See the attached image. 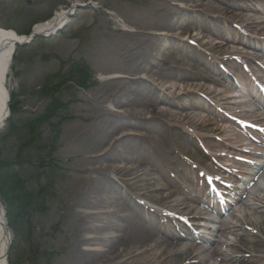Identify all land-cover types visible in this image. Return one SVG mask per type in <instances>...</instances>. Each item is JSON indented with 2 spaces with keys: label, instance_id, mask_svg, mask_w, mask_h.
<instances>
[{
  "label": "rangeland",
  "instance_id": "1",
  "mask_svg": "<svg viewBox=\"0 0 264 264\" xmlns=\"http://www.w3.org/2000/svg\"><path fill=\"white\" fill-rule=\"evenodd\" d=\"M68 1L0 0V26L26 32L33 23L51 16ZM170 15L171 19L167 21L166 16ZM161 31L163 36L159 34ZM165 32H172L173 36L166 37ZM247 42L264 43V0H93L89 7L78 10L73 22L58 36L37 37L30 45L21 47L15 70L9 74V88L21 95L20 100L30 113L28 116L41 115L46 110L48 100L39 91L50 77L51 86L56 90L59 89L56 84H62L58 95L61 94L63 101L59 102L60 109L53 121L55 127L59 125L58 134L49 123L41 128L49 146L54 149L51 158L44 162L52 166L47 165L34 179L36 181L37 178V191L40 187L42 190L26 209H19L20 212H16L15 207L13 209L10 263L77 264L78 240L82 237L87 239L82 246L84 249L94 247L92 243H96L98 235L85 234L79 228L81 219L96 210L82 209L84 206L78 207L77 203L82 196L80 192L92 183L93 178L100 177L97 156L107 151L114 140L110 145L106 142L100 145L103 136L97 133V128L106 122L105 116L114 120L110 108L116 113L119 110L123 112L124 119L132 118L125 112V104L143 110L141 118L132 119L140 123L141 126L136 127L142 129V135L130 137L119 146V153L130 155L134 163L117 161L116 165L121 168L133 166L140 173L153 170L155 179L148 183L149 188L159 186L165 191L154 192L152 204L166 203L165 197L174 190L171 179L178 182L179 177L190 170L188 163L192 161L219 176H211L221 182L217 187L212 184L218 191L221 189L228 193L226 185H242L237 182L240 178L223 175L214 169L212 160L205 154L230 157L236 153L238 159L252 158L234 150V147L239 148L241 138H237L234 126L225 123L221 115L239 111H243L242 114L249 111V116L262 113L251 100L252 93L258 90L248 87V77L244 76L242 69L250 75H263L259 67L264 68V55L243 44ZM131 52L146 61L148 70L134 71L136 67L129 61ZM229 57L241 60V66L233 68L230 64L221 63ZM78 59H82L94 72L93 77L87 80V88L63 82L70 77L67 67ZM58 73L63 78H56ZM155 73L169 76L160 79ZM169 100L175 104L174 107L162 104ZM114 103L119 105L115 107ZM155 106L158 112L154 111ZM120 134L117 133L115 138ZM250 135L253 141L250 144L251 140H247L248 146L254 150L258 146L264 147L258 142L264 138L254 133ZM167 137L169 145L162 144L160 141ZM22 140L16 138L15 146ZM214 141L225 143L212 146ZM236 142L239 146L235 145ZM3 144H8L9 148L4 149V157L12 158L14 142ZM47 156L46 150L41 157ZM256 160L264 161V158ZM23 161L26 159L20 160L21 163ZM219 165L232 169L234 173L252 170L230 159H222ZM34 170L35 166H29L27 172L30 174ZM164 170L173 178L164 177ZM262 171L264 168L260 173ZM248 191H254L264 199V181L260 179ZM182 192H178L174 199L182 197ZM244 200L251 206L239 200L231 206V214L239 213L241 217L248 214L255 219H264L249 196ZM175 204L177 201L167 205L173 207ZM188 205H192L190 211L205 206L202 202H190ZM138 215L131 228L139 237L145 231L156 230L151 218ZM160 216L152 215L153 219L163 222V216ZM114 219L108 217L112 223ZM164 222L170 224L169 220ZM237 236L238 233L236 236L225 234L223 240L232 243ZM161 238H166L165 234H158L152 245ZM187 239L183 240L185 245L193 243L191 238ZM109 246L111 248L103 252L104 256L112 250L140 249L124 240ZM126 259L130 261L132 258L123 260ZM213 263L218 264L219 260L212 259L205 264Z\"/></svg>",
  "mask_w": 264,
  "mask_h": 264
},
{
  "label": "bare ground",
  "instance_id": "2",
  "mask_svg": "<svg viewBox=\"0 0 264 264\" xmlns=\"http://www.w3.org/2000/svg\"><path fill=\"white\" fill-rule=\"evenodd\" d=\"M90 1L91 0L68 1L66 4L58 7L50 18L36 22L34 30L47 35L51 34L50 37H52V35L57 36L59 27L63 26L65 22H67V26H69L71 22H73V18L77 15L79 6L84 4L90 5ZM178 9L181 10V8ZM166 18L167 21H169L171 15L168 17L166 16ZM159 34L163 35L164 33L161 31ZM165 34L166 36H173L172 32H165ZM23 38L25 37H20L18 34L16 35L13 32V29L0 27V125L8 112L6 102L8 99L7 94L10 91L9 74L13 61V51L17 46L16 42ZM245 44L251 43L247 42ZM129 59L130 63L136 67L134 71L139 70L140 72L148 70V64L145 63L146 61L144 59L140 60L139 56L135 57L134 52H131ZM168 76L169 75H158L160 79ZM171 88H173V86ZM162 104L171 107L175 106L172 100H169L168 103L163 102ZM116 105L119 104L116 103L113 106L116 107ZM125 106H127L125 112L128 113V116H132V118L127 117V119H124L123 112L119 110V112L116 113V111L110 108V115L114 117V120H110L108 119V116H105L104 118H106V122H104V126L97 128L98 135L103 136L100 140V145H103L105 142L106 145H110L112 139L114 140L107 151L97 156L96 162L100 164L98 169V172L100 171V177L93 178L92 183L80 192L82 196L78 201L77 206H84L82 209L85 210L96 211H90L81 219L82 225L79 228V231L85 232V234L89 233L98 236L95 238L96 243H92L95 244L94 247L91 248L90 246L86 249L82 247L86 243V238L82 237L78 240L80 251L76 259L77 264H205L212 259H218V264H264V219L256 218V220L248 214L241 217L239 216L241 214L237 213V215L234 216V219L240 222V224H227L224 229L228 233L238 232L239 239L236 242L228 243L221 238L222 233H212L211 236L203 241L204 245L201 246L198 243L185 245L183 240H188L187 238L196 239V235L191 232L190 228L185 223L175 226L173 229L167 227L164 223L157 221L156 218L153 219V212L150 211L152 208L146 206L147 204H141L139 202L141 199L153 203V201H155L153 193L156 191H165V188L159 186L153 189L149 188L148 183L155 179L153 170H147L140 173L139 170L133 166L129 168H121L116 165L117 161H126L125 157L119 153V146L123 145V141H126L135 135H142V129L136 127L141 126L139 125L140 123H138V121H133L132 119L133 117L141 118L143 110H139L138 106H132V104H125ZM157 106L154 107L155 112H158ZM239 113L244 115L241 112ZM93 127L95 126L93 125ZM119 132H121V134L115 138V135ZM168 139L169 137L160 142L162 144L165 142L166 145H169L167 144ZM230 139L231 138H228V140ZM218 144L221 145L224 143L222 141L212 142V146H217ZM258 153H260V158H264V148L258 150ZM130 162L134 163V160H129V163ZM104 163L108 164L104 165ZM263 168V160H259L258 164L253 165V174L250 175L248 180H246L248 181L246 183V191L241 189L235 202L240 200L244 205L251 206L250 203H247V201L244 200L246 196H249L252 199V202H254L256 210H261V213H263L264 216V199L254 191L247 192L250 182H255L254 184L256 186L260 178L264 181V171L260 173ZM164 171L165 172L162 173L164 177H168L169 179L173 178L166 170ZM194 171L198 173L199 167H196ZM191 172L192 171L188 169L179 177L178 182L171 179L170 184L174 190L165 197L166 205L172 201H177L178 204L175 205L176 210L184 215V217L188 216L189 218H193L194 214L193 210L190 211L192 205L188 204L190 202L195 203L200 199L198 194L202 188L201 184L196 182L191 176ZM114 173L117 175L118 180L122 182L123 186L114 178ZM258 174L259 177L257 180L256 175ZM184 176H186L189 183ZM178 192H182V197L174 199V197L178 195ZM115 194H118L119 197H114ZM120 201H123V204L120 203ZM207 203H211L219 211L227 210L226 207H222L221 204H216L210 199H207ZM160 204L163 205L162 202ZM181 205L187 206L182 208ZM105 206H107V208H105ZM155 206H158V204L156 203ZM139 213L141 216L145 215L146 218H151L156 224V230L145 231L141 237H139L131 228V223L137 219ZM3 214L4 209L0 203L1 241L7 240V237L9 236V234H7V236L4 235ZM108 217H115L116 219H114V223L110 222ZM95 222L97 224H95ZM244 225L250 228L246 229ZM126 226L127 229L125 231ZM105 232L109 233V235H106ZM161 233L165 234L168 239L161 238V240L158 241V238L153 246V239ZM12 238L13 235H11V239ZM92 239L94 240V238ZM123 240L128 241L132 247L139 246V251H135V249H131L130 251L129 249L126 250L124 248L121 252L112 250L108 254L104 253L106 256L103 255V252L110 247L109 245L113 246L115 243ZM224 248L227 249L224 250ZM127 254L130 256H127ZM124 257L132 259L130 261L126 259L124 261Z\"/></svg>",
  "mask_w": 264,
  "mask_h": 264
},
{
  "label": "trees",
  "instance_id": "3",
  "mask_svg": "<svg viewBox=\"0 0 264 264\" xmlns=\"http://www.w3.org/2000/svg\"><path fill=\"white\" fill-rule=\"evenodd\" d=\"M17 57L15 56V60H17ZM68 70H70V78L68 80L73 81L80 87H87L86 83L92 77V72L83 61L74 62ZM51 80L52 78L50 77L43 86L42 93L40 92L42 96L50 97L43 115L28 116L23 102L16 98V94H12V102L10 104L11 117L7 121L5 130L0 134V198L7 206L10 220L14 217V207L16 212H20L19 209H26L29 202L40 194L42 188H38L37 191V178L36 181L34 179L41 171L46 159L48 157L51 158L50 156H52L54 151L53 147L46 142L41 130L43 123H50L53 125L51 126L52 130H57V134L59 131V125L55 127V122L53 121L56 111L59 109L58 104L59 102L62 103V101L59 96H56L58 90L51 86ZM57 86L60 88L61 84H57ZM16 138H23L17 146H15ZM7 141L14 142V156L12 158L4 157V149L9 148L8 144L4 145L3 142ZM49 147L48 156L41 157ZM22 158H25L26 161L21 163L20 160ZM26 165L35 166L34 172L29 174L27 172L29 166L25 167ZM48 166L51 165L48 164ZM36 191L38 194H36Z\"/></svg>",
  "mask_w": 264,
  "mask_h": 264
},
{
  "label": "water",
  "instance_id": "4",
  "mask_svg": "<svg viewBox=\"0 0 264 264\" xmlns=\"http://www.w3.org/2000/svg\"><path fill=\"white\" fill-rule=\"evenodd\" d=\"M85 5H80L79 7H85ZM67 22H65L63 24V26H60L59 27V31H62L67 25L68 23L66 24ZM37 36H48L44 33H41V32H36L35 30L32 31V33L23 38L22 40H19V44H25V43H29L31 39L37 37ZM4 126V123L1 125V127ZM0 127V128H1ZM4 209V225H3V231H4V235L7 236V234H9V236L7 237V240H4V241H1V238H0V264H8V261H7V258H8V252H9V249L11 247V236H10V231H9V227H8V221L6 219V212H5V207H3Z\"/></svg>",
  "mask_w": 264,
  "mask_h": 264
}]
</instances>
